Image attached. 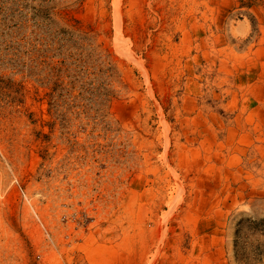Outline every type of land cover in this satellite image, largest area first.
Masks as SVG:
<instances>
[{"label":"rangeland","instance_id":"rangeland-1","mask_svg":"<svg viewBox=\"0 0 264 264\" xmlns=\"http://www.w3.org/2000/svg\"><path fill=\"white\" fill-rule=\"evenodd\" d=\"M0 264H264V0H0Z\"/></svg>","mask_w":264,"mask_h":264}]
</instances>
